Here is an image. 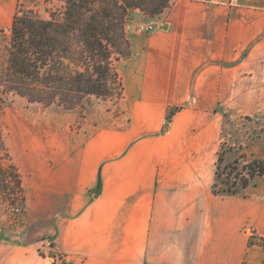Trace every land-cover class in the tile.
<instances>
[{
    "label": "crops",
    "instance_id": "crops-1",
    "mask_svg": "<svg viewBox=\"0 0 264 264\" xmlns=\"http://www.w3.org/2000/svg\"><path fill=\"white\" fill-rule=\"evenodd\" d=\"M154 24L115 64L121 116L16 125L23 221L0 211V264H264V174L213 192L219 156L264 161V0H171Z\"/></svg>",
    "mask_w": 264,
    "mask_h": 264
},
{
    "label": "trees",
    "instance_id": "trees-1",
    "mask_svg": "<svg viewBox=\"0 0 264 264\" xmlns=\"http://www.w3.org/2000/svg\"><path fill=\"white\" fill-rule=\"evenodd\" d=\"M59 13L41 20L32 12H15L8 40L0 44V172L5 182L1 158L7 159L1 136L3 105L11 96L43 106L56 105L74 111L81 102L113 95L121 85L115 64L129 56L124 25L131 11L140 9L141 0H62ZM169 0L150 3L147 12L158 15ZM3 33V30H0ZM127 45V52L122 51ZM117 56V57H116ZM172 114H169L168 118ZM219 156L213 192L233 195L256 175L264 174V161L242 167L221 164ZM11 185L4 193L23 200L20 177L10 165ZM233 176V177H232ZM233 179V180H232ZM8 190V192H7Z\"/></svg>",
    "mask_w": 264,
    "mask_h": 264
},
{
    "label": "rangeland",
    "instance_id": "rangeland-1",
    "mask_svg": "<svg viewBox=\"0 0 264 264\" xmlns=\"http://www.w3.org/2000/svg\"><path fill=\"white\" fill-rule=\"evenodd\" d=\"M160 1L161 0H141V8L133 10L136 12V15L140 16V19H136L134 16H131V13L133 11L130 12L125 25H130L131 30L125 31L124 29L127 41L129 33L131 31L136 32L134 30V27L138 25L141 26L148 24L155 25L154 23L157 22V19L159 18L161 13H163L164 10L169 7L171 0L168 1L166 8L163 9L160 14L155 16H150V14L147 12V7H149L150 3H158ZM63 5L64 3L62 0H18L17 12H19L20 14L25 12H32L35 17L41 20H49L50 15L52 13H59ZM9 28L1 29L3 30V33H0V44L8 40ZM121 47L122 51L127 52V45L122 44ZM114 88L115 90L111 97L105 99L92 98L89 102L83 101L79 106H77L74 111L68 112L62 107L56 105L46 107L38 103H29L27 100L19 98L17 96L9 97V99L3 105L1 118V136L4 150V152H1V154L6 153L7 159L1 158L2 169L5 170L6 177L5 182H3V174L0 172V211H2L10 221L22 223L24 212V199L20 200L21 198H18V195L12 196V192L9 195L7 193H4L5 189L3 188L4 185H10V190L11 185L14 182L10 174L11 170H9L8 167L10 165L15 167L13 163L11 148L14 145V140H16V135L13 137L16 125L23 123H40L67 128L68 122L71 124L70 128L74 132L82 134L90 133L93 130L94 125L106 126L111 123L113 119L121 116L123 109L121 105V100L123 98L122 85L116 84ZM68 113L71 114L67 116ZM244 123L246 122L243 121V124ZM239 125H241V122L237 123L238 129H240ZM237 133V131H233V134L236 135ZM235 163L239 170L238 178H240L239 176L242 174L241 169L245 166H241L237 162H233L231 164ZM223 166L224 165L222 164L219 165V172H221ZM13 208H18L19 212H13Z\"/></svg>",
    "mask_w": 264,
    "mask_h": 264
},
{
    "label": "built area",
    "instance_id": "built-area-1",
    "mask_svg": "<svg viewBox=\"0 0 264 264\" xmlns=\"http://www.w3.org/2000/svg\"><path fill=\"white\" fill-rule=\"evenodd\" d=\"M232 2H236L237 0H231ZM154 28V25L153 24H148V25H138L136 27H134V30L137 32V33H145V32H149L151 30H153ZM124 29L125 31H130L131 30V26L130 25H125L124 26ZM248 164H242L241 166H246ZM241 177V175L239 176ZM13 212H19V209L18 208H13L12 209ZM255 243L261 247L264 248V238H255ZM41 245L42 247L44 246H48L49 247V244L47 241H44L42 240L41 241ZM46 264H71L69 263L67 260H66V257L65 255L61 254V253H54L53 255H51Z\"/></svg>",
    "mask_w": 264,
    "mask_h": 264
}]
</instances>
